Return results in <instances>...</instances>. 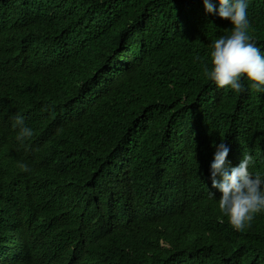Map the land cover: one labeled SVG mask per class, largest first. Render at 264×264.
<instances>
[{
    "label": "trees",
    "instance_id": "16d2710c",
    "mask_svg": "<svg viewBox=\"0 0 264 264\" xmlns=\"http://www.w3.org/2000/svg\"><path fill=\"white\" fill-rule=\"evenodd\" d=\"M125 1L0 0V260L264 264V215L232 229L205 174L226 141L264 180V92L211 84L226 24L195 0ZM250 31L264 44V0Z\"/></svg>",
    "mask_w": 264,
    "mask_h": 264
},
{
    "label": "clouds",
    "instance_id": "9594fccd",
    "mask_svg": "<svg viewBox=\"0 0 264 264\" xmlns=\"http://www.w3.org/2000/svg\"><path fill=\"white\" fill-rule=\"evenodd\" d=\"M200 10L226 24L210 42L211 84L222 91L243 92L254 89L264 92V44L250 31V0H195ZM17 140L33 135L25 126L24 117L16 115ZM251 154L239 155L226 141L211 142L205 174L211 196H217L218 208L228 225L237 232L247 231L264 215V180L254 174ZM30 171L27 164H20Z\"/></svg>",
    "mask_w": 264,
    "mask_h": 264
},
{
    "label": "bare ground",
    "instance_id": "6f19581e",
    "mask_svg": "<svg viewBox=\"0 0 264 264\" xmlns=\"http://www.w3.org/2000/svg\"><path fill=\"white\" fill-rule=\"evenodd\" d=\"M157 1V3H161V2H168V1H166V0H161V2H158V0H145L144 1V3L142 4L141 2H139L138 0H128V1H125V2H120V3H118V2H114V4L115 5H120V4H122V5H125V6H128V5H132V6H134V7H137V8H140V9H142V10H144V11H148V10H146V8H147V6H146V4H149V3H151V2H156ZM80 2H83V0H80ZM26 8H27V6H25L24 7V10L26 11ZM90 8L88 7V10H89ZM155 9H159L160 11H162V12H165V10H163V8L160 6V5H157V6H155ZM184 10H188L187 8H184ZM123 13L124 14H128V15H134V14H136V13H133V12H129V13H127V11H123ZM40 14H42V13H39V14H37V18L40 16ZM22 16H24V14H22ZM169 23H167V25H168ZM99 25H102L101 23H99ZM146 30V28H143L142 29V31H145ZM1 74H6V71H4L3 73H1ZM18 113H20V114H23V113H25V111L24 110H20V112H18ZM253 145V144H252ZM44 145H42V144H38V145H36V144H33V149H34V152L35 153H37V151H40L41 150V147H43ZM254 149V148H253ZM255 151H257V150H255ZM17 204H19V200H17V202H16ZM13 227H14V225H13ZM5 248V247H4ZM0 255H2V254H0ZM1 261V260H0ZM24 263V262H23ZM22 263V264H23ZM0 264H8L7 263V260H5V258H4V260L3 261H1L0 262Z\"/></svg>",
    "mask_w": 264,
    "mask_h": 264
},
{
    "label": "water",
    "instance_id": "95a60500",
    "mask_svg": "<svg viewBox=\"0 0 264 264\" xmlns=\"http://www.w3.org/2000/svg\"><path fill=\"white\" fill-rule=\"evenodd\" d=\"M251 166H254V164H251ZM27 241V240H26ZM16 249L18 252H24V248H23V243H19V244H16ZM23 258V257H16L14 260V263L13 264H19L18 261ZM23 260V259H22Z\"/></svg>",
    "mask_w": 264,
    "mask_h": 264
}]
</instances>
